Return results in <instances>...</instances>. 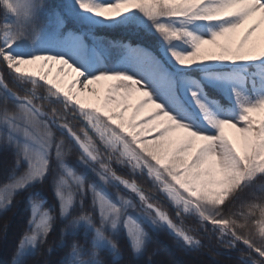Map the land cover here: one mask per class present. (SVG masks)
<instances>
[{
    "label": "snow or ice",
    "instance_id": "1",
    "mask_svg": "<svg viewBox=\"0 0 264 264\" xmlns=\"http://www.w3.org/2000/svg\"><path fill=\"white\" fill-rule=\"evenodd\" d=\"M0 156L6 264H264V0H0Z\"/></svg>",
    "mask_w": 264,
    "mask_h": 264
},
{
    "label": "trees",
    "instance_id": "2",
    "mask_svg": "<svg viewBox=\"0 0 264 264\" xmlns=\"http://www.w3.org/2000/svg\"><path fill=\"white\" fill-rule=\"evenodd\" d=\"M4 157L0 156V172L4 167ZM47 195V193H45ZM26 226V214L22 207L14 208L7 213L0 214V264H6L14 251L21 233ZM55 237L49 238V243H52ZM122 247L125 241L121 239ZM156 250L158 255L155 260L158 264H188L189 261H203L204 257L191 253L184 255L180 252L173 239L165 232H160L152 235V241L149 247V252ZM56 258V257H53ZM43 259L41 255L28 257L26 264H36V261ZM126 259H129L126 257ZM224 264H236L237 255L232 254L227 258H222Z\"/></svg>",
    "mask_w": 264,
    "mask_h": 264
},
{
    "label": "rangeland",
    "instance_id": "3",
    "mask_svg": "<svg viewBox=\"0 0 264 264\" xmlns=\"http://www.w3.org/2000/svg\"><path fill=\"white\" fill-rule=\"evenodd\" d=\"M226 131H228V132H229V134H231V130H226Z\"/></svg>",
    "mask_w": 264,
    "mask_h": 264
}]
</instances>
